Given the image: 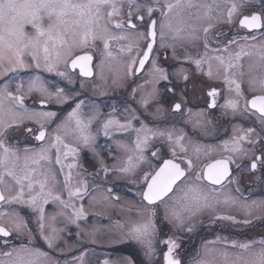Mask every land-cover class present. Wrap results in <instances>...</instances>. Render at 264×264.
Listing matches in <instances>:
<instances>
[{
	"label": "snow or ice",
	"instance_id": "obj_1",
	"mask_svg": "<svg viewBox=\"0 0 264 264\" xmlns=\"http://www.w3.org/2000/svg\"><path fill=\"white\" fill-rule=\"evenodd\" d=\"M115 41H127L117 55H126L122 79L131 83L112 84L125 88L130 100L112 97L111 111L104 112L87 94L86 81L96 78V69L108 84L104 64L116 58ZM192 48L202 52L193 54ZM161 54L177 63L163 66ZM212 61L228 95L207 86L209 114L199 112L192 120L189 101L203 87L196 74L207 65L211 78ZM45 72L68 85L79 80V88L49 84ZM21 73L28 75L26 82ZM142 77L143 83H136ZM91 92L108 95L97 84ZM53 103L59 111L48 110ZM118 104L122 119L116 118ZM217 108L232 118L230 138L219 141L227 155L217 157L216 148L206 144L194 148L197 160L206 159L202 165L183 157L177 163L176 147L187 153L181 143L187 133L174 136L168 117H185L201 135L214 137L217 123L210 112ZM133 133L131 145L121 138ZM101 134L113 143L101 146ZM156 138L159 144L151 142ZM114 149L123 157L113 155ZM165 149L171 159L164 158ZM69 158L73 162L65 163ZM154 159L160 163L153 165ZM122 180L135 186L138 201L121 202L114 187ZM256 187L264 192V0H0V206H9L0 211V264H61L56 253L63 264H93L87 249L79 247L81 238L96 244L104 230L81 222L88 219L85 203L100 192L104 203L130 214L105 233L110 246L133 250L98 264H160L158 255L163 264H187L178 256L180 234H195L206 213L213 214L210 224L248 227L264 221V198L242 194V188ZM221 203L239 205L246 218L219 214ZM73 226L76 243L68 245ZM217 240L236 250L220 253L224 264H264V234ZM160 244L166 251L158 253ZM208 251L203 245L191 264H212Z\"/></svg>",
	"mask_w": 264,
	"mask_h": 264
},
{
	"label": "flooded vegetation",
	"instance_id": "obj_2",
	"mask_svg": "<svg viewBox=\"0 0 264 264\" xmlns=\"http://www.w3.org/2000/svg\"><path fill=\"white\" fill-rule=\"evenodd\" d=\"M113 55L116 57L112 60H105L104 64V74L108 78L111 77L110 74H108V70L111 68H114L115 66H112L115 61H123L126 59V55H117V52L119 49H112ZM170 51V50H169ZM191 52L195 54L196 52H202V49L200 48H192ZM99 57L94 59V64L99 63ZM161 63L165 67H173L177 62L174 61L171 56L167 59H164L163 54H161ZM213 64V76L209 78L207 76V65L203 66V71L197 72L196 74V80L202 81L203 87H201L196 95L194 97L190 98L189 101V107L193 110V116L192 120L196 118V114L199 112H204L206 115L209 114V110L206 107V102L209 100V98L206 96L207 86H214L218 89H220L222 96H227L228 93L226 91L227 85L223 83V77H217L216 71H217V63L215 61H212ZM146 65V70H147ZM195 66L193 65L192 68ZM122 71H120L116 78L112 77V80H116L117 83H124L128 84L131 83L129 80L122 79L124 77V65L120 67ZM94 71L97 73L96 78L94 80L89 79L86 81L88 84V95L92 97V99L96 100L99 107L104 112L111 111L110 104L113 103L112 97H116L118 100L123 101L125 99L130 100L129 97L125 95V88L122 87H116L114 85H110L108 82L107 85H103L102 81L99 78L98 70L94 69ZM43 78L49 83H56L60 82L62 83L66 88H79V80H77V83L75 85H68L66 82L60 81L59 77H56L54 74L50 73H42ZM21 78L25 80L28 78V75L25 73L20 74ZM144 77L141 79H138L136 83H143ZM15 84V81L13 82V86ZM92 84L101 85L102 90L106 91L108 93L107 96H101L99 94L92 96L91 92V86ZM111 86V87H110ZM135 86V85H133ZM246 87V85H244ZM83 91V90H82ZM219 103H223L222 98H218ZM27 103L31 104V100H28ZM118 113L116 115L117 119H122L123 114V106L122 104H118ZM48 110H54L59 111V106L53 104H50L48 106ZM84 111H87V108L84 109ZM222 109H212L210 114L214 118V120L217 123V132L214 137H204L201 135V130L199 128H194V125L191 122H185V117L180 116H169L168 120L171 121L175 125V135H180L182 132L187 133L184 140L181 142L185 148H187V153H182L179 149V146L176 147L177 151V157L176 162L180 163L181 158H191L193 160V163L197 166L202 165L204 162H206V159L203 155L200 156V159H196V153L194 152V148L196 146H201L203 150V146L206 144H212L216 148L215 154L217 157L221 154L227 155L226 152L223 150V146L219 145L220 140L229 139L230 134L232 131V118L230 116H222L221 115ZM66 115V112L61 113V117ZM203 119V117H201ZM151 125V121H149ZM248 123V122H246ZM168 130H172V128L169 126ZM125 143H128L131 145L134 142L135 134L133 133L131 136L125 135L121 137ZM67 143L72 144V146H75V143L72 141L71 138H69ZM99 144L101 146H106L108 144H112V141L106 140V138L103 137L101 134L99 137ZM152 143L159 144L161 141L159 138H156L155 140L151 141ZM114 147V145H113ZM107 149H105V155H106ZM83 156L84 153H81ZM113 155H116L118 157H123V153H121L119 150L113 151ZM164 158L171 159L172 156L168 152L167 149H165ZM91 153H88L87 160L91 162ZM73 160L69 158L65 163H72ZM106 162L111 166L113 163L112 158L109 156L107 157ZM160 163L158 160H153V164L156 165ZM186 165L184 163H181V167H185ZM57 168L59 166H56ZM146 167V166H145ZM91 170V169H90ZM67 171V169H65ZM76 169H73V172H75ZM109 185L112 184L111 181L108 182ZM219 187V186H217ZM231 186H229L230 188ZM229 188L221 190L222 192H226L229 190ZM115 193L119 194L121 196V202H135L139 200V197L136 195L137 189L135 186L130 185L127 183V181H117L115 183L114 187ZM242 194L244 197L254 200H260L264 198V192L260 190L259 187H256L252 189L251 191H245L242 188ZM104 193H96L97 200L92 202L91 204L85 203V208L88 211V219L85 221H82V227L84 226H98L101 227L104 231L101 233L100 238L96 244H91L86 242V238H81L83 240V243L79 246L83 249H87L88 252V258H90L93 261V264H98L99 261H102L105 259V257L102 258V254H107L111 259H116L118 256H121L123 254H126L128 252H131L133 249L129 245H117V246H110L109 241L107 238L102 239V236H106L105 233L109 229L112 231L116 230L115 227V221L120 220L122 222V217L120 215L121 208L119 206L117 207H111L103 202L102 197ZM9 208L8 205H2L0 206V211H5ZM54 210V206L49 205L47 206V211L51 213ZM70 211V210H69ZM217 212L219 214L224 215H234L238 219H244L245 213L242 208L239 207V205H226L221 203L217 209ZM213 214L206 213L202 219L204 220V224L200 225L197 228V231L193 235H189L186 233H181V248L178 250V256L182 261H186L187 264H191V258L196 255L197 252L203 251V245L208 246V256L207 259L212 262V264H224L223 258L220 256L221 252L227 251L230 255L234 253L236 250L232 248L230 243H225L223 240L218 241L217 238H226V240L231 241L233 239L238 240H244L246 238L250 237H256L257 239L261 237L262 234H264V221L260 220H254L253 224L248 227H244L243 225H232L231 223L227 221H217L215 223H209L211 220ZM254 215H259V213L254 212ZM128 218L124 219V222L127 221ZM157 224L160 228L163 229L164 232H169L170 226L167 225L160 217H157ZM33 229L36 227L35 223H31L30 225ZM57 227H63V224L57 223ZM76 228L73 226L71 229L70 234H66V238L68 241V245H74L76 243ZM163 234H161L162 236ZM19 243V241H17ZM67 247V246H66ZM45 250L46 246H44ZM158 249L160 253L163 251H166V247L162 244L158 245ZM69 256V259L71 258V253H66ZM58 259H61V264H63V258L60 256L59 253L55 254ZM160 264H163L162 261V255L160 256Z\"/></svg>",
	"mask_w": 264,
	"mask_h": 264
},
{
	"label": "rangeland",
	"instance_id": "obj_3",
	"mask_svg": "<svg viewBox=\"0 0 264 264\" xmlns=\"http://www.w3.org/2000/svg\"><path fill=\"white\" fill-rule=\"evenodd\" d=\"M127 44V41H115V42H113L112 43V45H111V47H112V49H119L120 47H122V46H125ZM101 47H102V45H101ZM112 66H115L114 68H111V69H109L108 70V74H110L111 75V77L109 78H107V80H108V82L110 83V85L112 86L113 84H112V77H114V78H116L118 75H120V74H118L120 71H122V69H120V67L121 66H123V63L121 62V61H115V63H113V65ZM42 78H43V75H42ZM27 79L28 78H26L24 81L26 82L27 81ZM110 86V87H111ZM154 165V164H153ZM120 215H121V217H122V223H124V219H126V218H128V216L130 215L129 213H127L126 211H123V210H121L120 211ZM134 215V214H133ZM106 239V236H102V239ZM158 250V253H160V251H159V249H157ZM160 256L161 255H158L157 256V259L159 260L160 259ZM103 257H105V258H110L109 257V255H107V254H102V258Z\"/></svg>",
	"mask_w": 264,
	"mask_h": 264
}]
</instances>
